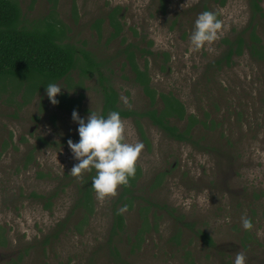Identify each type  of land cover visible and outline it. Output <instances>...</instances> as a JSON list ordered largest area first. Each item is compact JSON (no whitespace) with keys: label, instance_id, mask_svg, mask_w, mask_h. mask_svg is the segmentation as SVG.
Instances as JSON below:
<instances>
[{"label":"rangeland","instance_id":"obj_1","mask_svg":"<svg viewBox=\"0 0 264 264\" xmlns=\"http://www.w3.org/2000/svg\"><path fill=\"white\" fill-rule=\"evenodd\" d=\"M32 1L18 0L25 24L49 17L60 22L65 41L105 64L102 72L123 108L141 112L149 107L119 54L131 43L152 53L146 58L147 69L157 94L170 93L188 114L213 122L210 130L200 124L194 127L192 139L198 144L194 146L168 138L147 118H139L144 141L134 118H122L125 140L144 145L136 163L140 177L132 188L135 200L130 210L122 211L130 237L128 242L121 237L116 245L123 260L127 264H233L235 254L242 251L245 264H264V60H253L244 51L231 66L209 69L225 49L221 40L248 26L249 0L223 4L221 0ZM260 6L263 15L254 25L264 47V0ZM116 7L122 31L112 39L106 16ZM205 8L216 12L226 28L219 39L195 49L189 36ZM98 19L102 20L100 35L93 27ZM136 61L143 68V58ZM58 84L67 88L61 93L82 96L78 116L86 119L89 111L100 113L97 76L82 78L76 68ZM7 99L0 100V240H4L0 264H11L18 256L20 264H115L106 242L120 186L103 200L95 193L94 213L85 224L69 213L77 180L69 171L77 161L67 140L79 139L73 110L58 109L45 91L19 109ZM15 100L22 102L19 96ZM170 124L182 128L185 123L172 119ZM159 174L162 181L154 186ZM147 202L161 208L149 207V227L136 248L133 238L142 228L141 213ZM242 215L251 219L248 230L241 227ZM195 230L209 234L215 247H205ZM54 232L57 236L43 245L44 237ZM176 232L179 245L169 240Z\"/></svg>","mask_w":264,"mask_h":264},{"label":"trees","instance_id":"obj_2","mask_svg":"<svg viewBox=\"0 0 264 264\" xmlns=\"http://www.w3.org/2000/svg\"><path fill=\"white\" fill-rule=\"evenodd\" d=\"M224 2L225 0L220 1L221 4ZM260 2L261 0H249L251 18L248 26L232 38L221 40L225 49L218 58L209 64V69L218 70L223 66H231L233 58L242 55L244 51H247L253 60L260 62L264 60V47L256 34L254 25L255 19L263 15ZM73 9H75L74 3ZM119 11L118 7L113 8L106 16L107 23L112 30L110 34L112 39L121 35L122 25L118 18ZM101 22L102 20L98 19L93 25L98 35H100ZM65 32L63 25L50 17L38 19L30 25L25 24L18 0H0V100L6 96L8 97L6 103L15 104L16 108L19 109L35 94L44 92L47 83H58L65 80L73 70L79 68L82 78L97 76L102 96L99 114L106 116L108 112L116 110L119 111L121 118L133 117L137 130L144 141L146 140L138 122L139 118H147L168 138L194 146L198 145L192 139L194 127L200 124L203 129H213L212 121H200L193 114H188L183 103L174 95L155 92L150 84L146 60L147 56H152V53L131 43L120 49L119 54L124 58V64L130 67L134 83L140 87L144 96L149 100V107L141 112L123 108L120 105L117 91L109 81L108 76L102 72V69H106L105 64L97 61L89 51L78 49L73 43L65 41ZM79 56L82 57L80 64L78 63ZM137 58H143V68L138 65ZM16 96H19L22 102L17 103ZM56 98L59 101L55 104L58 109L72 111L79 109L82 96L72 98L67 93H60ZM207 116L204 114V117ZM172 119L185 124L182 128L172 125L170 124ZM94 174L95 170L84 171L75 183V199L69 213L77 214L80 224H85L94 213L95 191L91 187V178ZM139 177L140 168L136 166L135 175L129 179L127 185L120 186V193L111 208L112 220L106 249L108 256L115 264H127L121 257L116 245L121 237H124L126 242L130 238L125 231L124 214L117 210L122 205H127L125 210L131 209L135 200L132 195V188ZM162 177V174L155 176L154 186L160 185ZM35 197L45 198L42 195ZM149 207L161 208L150 202H147V207L142 208L143 225L133 238L136 248L139 247L142 235L149 227L146 216ZM184 226L193 228L192 224L185 223ZM195 235L205 247H215L211 236L206 232L195 230ZM56 236L57 232H54L44 237L43 245ZM169 240L175 245H179L180 233L176 232ZM3 241L0 240L1 246L4 245ZM20 260L21 256H18L11 261V264H20Z\"/></svg>","mask_w":264,"mask_h":264},{"label":"clouds","instance_id":"obj_3","mask_svg":"<svg viewBox=\"0 0 264 264\" xmlns=\"http://www.w3.org/2000/svg\"><path fill=\"white\" fill-rule=\"evenodd\" d=\"M226 25L218 18L214 11L204 10L198 13L189 40L195 49H200L206 44L219 39ZM61 89H67L55 82L45 86V95L51 104L59 101L57 95ZM73 121L77 122L79 139L73 142L67 140V146L72 156L77 161L70 168L69 173L77 178L84 171H93L91 187L97 199L103 200L114 195L118 186L127 185L129 179L135 175L136 163L144 147L143 143L136 141L129 143L125 140V122L120 117L119 111L113 110L106 116L95 111H89L86 119L78 116L74 109L71 113ZM127 205H122L117 211H123ZM241 227L248 230L252 227L251 219L241 216ZM244 252L235 254L233 264H245Z\"/></svg>","mask_w":264,"mask_h":264}]
</instances>
